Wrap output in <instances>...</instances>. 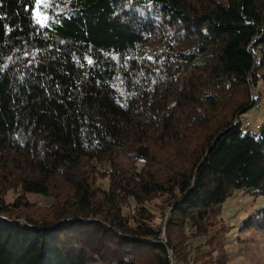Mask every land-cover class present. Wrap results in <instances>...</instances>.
Wrapping results in <instances>:
<instances>
[{
	"label": "trees",
	"instance_id": "16d2710c",
	"mask_svg": "<svg viewBox=\"0 0 264 264\" xmlns=\"http://www.w3.org/2000/svg\"><path fill=\"white\" fill-rule=\"evenodd\" d=\"M48 2L39 29L32 0H0V264H224L223 204L264 196V127L237 120L264 0Z\"/></svg>",
	"mask_w": 264,
	"mask_h": 264
},
{
	"label": "rangeland",
	"instance_id": "374dc122",
	"mask_svg": "<svg viewBox=\"0 0 264 264\" xmlns=\"http://www.w3.org/2000/svg\"><path fill=\"white\" fill-rule=\"evenodd\" d=\"M218 1L226 2V0ZM253 90L255 95L259 97L256 106L238 117L242 120L240 122L243 128L256 132L264 127V85L262 81L257 82ZM12 197L13 195L10 193L7 195L8 200H11ZM27 199L30 202H36L41 205H47L50 202V199L35 194H28ZM157 203H160L159 200L153 199L147 204H143L142 208L145 206L147 210L146 214L152 212L156 215L155 220L160 221ZM263 205V195L255 197L243 194L240 189L235 190L233 195L223 204L222 218L225 225L229 226L222 235L226 246V261L224 264H264V229H240V223ZM136 207H138V204L133 202L130 208L125 211L130 213V215H136L140 211ZM217 229L218 231H222L219 228ZM159 237L165 238V227L161 229ZM165 242L167 241L165 240ZM168 257L170 264H175L171 250H169ZM202 264H205V262Z\"/></svg>",
	"mask_w": 264,
	"mask_h": 264
},
{
	"label": "snow or ice",
	"instance_id": "6c2138e0",
	"mask_svg": "<svg viewBox=\"0 0 264 264\" xmlns=\"http://www.w3.org/2000/svg\"><path fill=\"white\" fill-rule=\"evenodd\" d=\"M32 2L36 5L37 10L35 14V20H36V24L39 25V29L50 27L51 25L49 21L51 17L41 9L54 7V5L49 4L48 0H32ZM88 63L91 64L93 63V61L89 59Z\"/></svg>",
	"mask_w": 264,
	"mask_h": 264
},
{
	"label": "built area",
	"instance_id": "2783aa9c",
	"mask_svg": "<svg viewBox=\"0 0 264 264\" xmlns=\"http://www.w3.org/2000/svg\"><path fill=\"white\" fill-rule=\"evenodd\" d=\"M238 121H242L239 117L237 118Z\"/></svg>",
	"mask_w": 264,
	"mask_h": 264
}]
</instances>
